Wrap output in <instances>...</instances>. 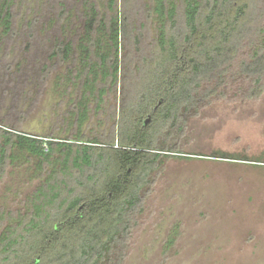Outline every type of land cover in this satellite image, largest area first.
Returning a JSON list of instances; mask_svg holds the SVG:
<instances>
[{"label":"rangeland","instance_id":"obj_1","mask_svg":"<svg viewBox=\"0 0 264 264\" xmlns=\"http://www.w3.org/2000/svg\"><path fill=\"white\" fill-rule=\"evenodd\" d=\"M201 1L204 13L210 0ZM84 2L101 18L112 14L108 0H15L13 31L0 29V128L74 146L79 138L99 146L113 136L131 74L154 53V1L118 0L116 12L126 17L118 82L100 104L89 103L80 124L82 90L78 80L69 81L72 62L50 56L82 34ZM176 6L180 34L183 9ZM245 21L236 58L223 74L204 78L193 105L157 137L169 157L158 159L139 192L120 264H264V73L241 71L253 55L249 41L264 28V0H252ZM11 155L0 175V236L10 218L27 214L29 197L61 166L60 153L50 164L17 150Z\"/></svg>","mask_w":264,"mask_h":264},{"label":"trees","instance_id":"obj_2","mask_svg":"<svg viewBox=\"0 0 264 264\" xmlns=\"http://www.w3.org/2000/svg\"><path fill=\"white\" fill-rule=\"evenodd\" d=\"M153 1L151 15L158 24L153 56L144 60L137 74H131V94L121 105L113 136L104 145L79 138L74 146L0 128V175L14 150L43 164H50L56 153L61 157V166L29 197L27 214L9 219L0 236V264H120L121 239L130 230L139 192L158 159L169 157L170 151L156 144L157 137L167 125L177 123L182 109L193 105L201 81L223 74L236 58L252 5V0H210L202 13L201 0ZM178 1L184 24L180 34L176 33ZM14 2L0 0L4 34L13 31ZM117 2L108 0L112 14L102 18L84 2L82 34L59 44L50 56L61 63L72 62L69 81L78 80L82 90L76 114L80 124L89 103L100 104L118 82L119 38L125 35L126 17L116 12ZM61 11L66 13L65 7ZM249 45L253 55L250 62L242 63L241 71L260 77L264 28ZM146 118H150L147 125Z\"/></svg>","mask_w":264,"mask_h":264},{"label":"water","instance_id":"obj_3","mask_svg":"<svg viewBox=\"0 0 264 264\" xmlns=\"http://www.w3.org/2000/svg\"><path fill=\"white\" fill-rule=\"evenodd\" d=\"M149 122H150V118H147V119L144 121V124L147 125Z\"/></svg>","mask_w":264,"mask_h":264}]
</instances>
